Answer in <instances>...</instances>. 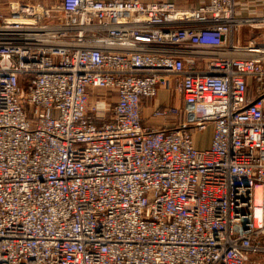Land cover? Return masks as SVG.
<instances>
[{
	"label": "built area",
	"instance_id": "obj_1",
	"mask_svg": "<svg viewBox=\"0 0 264 264\" xmlns=\"http://www.w3.org/2000/svg\"><path fill=\"white\" fill-rule=\"evenodd\" d=\"M238 1H8L0 264H246L264 253V48L227 44L241 23L264 29V16L238 17ZM99 88L116 89L112 106L91 101ZM162 89L178 101L154 105Z\"/></svg>",
	"mask_w": 264,
	"mask_h": 264
},
{
	"label": "crops",
	"instance_id": "obj_2",
	"mask_svg": "<svg viewBox=\"0 0 264 264\" xmlns=\"http://www.w3.org/2000/svg\"><path fill=\"white\" fill-rule=\"evenodd\" d=\"M8 1L9 0H0V11L6 9ZM22 1H31V0H22ZM42 1H44L47 4H52L58 2L59 0H42ZM143 1H151V0H143ZM169 1L174 2L180 8L190 9L193 7H197L198 5L203 4L209 0H169ZM236 15L240 18L251 17V16L263 17L264 0H239L237 2ZM262 31H264V29L254 28L250 24L241 23L227 37V44L235 43L243 47H246L248 45H258L264 48V33H261ZM227 52L232 56H247L251 54L250 52L246 51V49L244 48L229 50ZM248 83H249V95L254 98L258 94L257 82L252 77H248ZM161 92L162 90L160 91L158 97H160ZM164 96H165L164 101H166L168 96V91L166 90L164 91ZM116 99H117V91L116 89H111V88L95 89L93 90V93L91 95V101L96 102L100 107H110L114 104ZM146 103L148 104L145 106L144 111H146V113L144 114L147 117L149 116V109H151L150 107L151 102L147 100ZM147 121H149V118H147ZM157 121L159 120H154L153 122H157ZM211 126L213 129V125ZM211 135H212V131H211ZM196 145L199 148H206L210 145V141L206 146H200L198 145V143H196ZM250 258L252 260L248 263L246 262L247 264H264V253L253 254L250 256Z\"/></svg>",
	"mask_w": 264,
	"mask_h": 264
},
{
	"label": "rangeland",
	"instance_id": "obj_3",
	"mask_svg": "<svg viewBox=\"0 0 264 264\" xmlns=\"http://www.w3.org/2000/svg\"><path fill=\"white\" fill-rule=\"evenodd\" d=\"M164 89H162L161 95L160 97L154 99L153 104H161L162 102H164L165 96H164ZM177 98L176 95H173V93H171L170 91H168V96H167V101H171V102H177ZM152 109H149V114L151 112ZM144 113H146V111H144ZM211 131H212V126L209 125L206 129L198 131L196 133V143H198V145L200 146H206L209 141H210V136H211ZM252 259L250 258L249 260H247V263L250 262ZM246 263V264H247Z\"/></svg>",
	"mask_w": 264,
	"mask_h": 264
},
{
	"label": "water",
	"instance_id": "obj_4",
	"mask_svg": "<svg viewBox=\"0 0 264 264\" xmlns=\"http://www.w3.org/2000/svg\"><path fill=\"white\" fill-rule=\"evenodd\" d=\"M261 33H264V31H262Z\"/></svg>",
	"mask_w": 264,
	"mask_h": 264
}]
</instances>
